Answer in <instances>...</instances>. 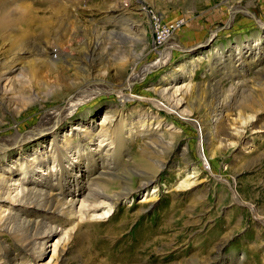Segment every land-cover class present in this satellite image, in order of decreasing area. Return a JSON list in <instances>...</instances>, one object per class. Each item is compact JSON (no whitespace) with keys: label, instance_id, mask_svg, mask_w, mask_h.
Instances as JSON below:
<instances>
[{"label":"rangeland","instance_id":"rangeland-1","mask_svg":"<svg viewBox=\"0 0 264 264\" xmlns=\"http://www.w3.org/2000/svg\"><path fill=\"white\" fill-rule=\"evenodd\" d=\"M12 1L0 0V8L12 12ZM45 1H19L33 11L21 30L6 25V15L0 16L5 25L0 31V64L6 57L16 64L2 78L5 70L0 65V142L18 134L27 138L2 153L1 160L19 171L12 178H26L31 181L27 185L45 190L54 183L64 190L76 182L71 173H81L78 155L92 177L102 160L90 153L106 109L115 110L112 124H118V131L113 134L112 128L109 134L136 138L124 139L114 171L120 179L109 188L117 191L127 180L133 190L114 205L108 221H77L72 212L49 213L50 223L71 229L58 264H83L88 254L107 264H264V58L250 53L240 59L243 64H236L238 60L220 61L214 55L220 50L233 57L238 46L247 50L257 37L264 47V0H142L140 10L131 9L138 27L128 37L113 23L103 28L112 0ZM125 1L134 6V0ZM58 3L59 12H52ZM232 8H237L233 15ZM165 42L174 46L169 57L145 71L160 57L157 49ZM45 45L53 47L52 53L39 54L38 48ZM93 47L100 58L91 62L88 53ZM43 57L54 61L53 69L37 63ZM130 74L137 78L123 89L131 96L125 105L118 104L112 89L83 97L70 115L47 118L51 127L45 124V130L34 135L44 112L63 107L83 82L97 80L90 89L98 91L124 85ZM161 86L170 88L169 93L176 87L185 91L176 110L156 91ZM79 92L80 98L83 90ZM221 98L233 107L220 115L213 107ZM151 116L155 119L150 123ZM246 116L254 120L240 124ZM78 128L85 132L80 135ZM150 129L162 133L163 141L154 138L148 143L137 134ZM88 135H93L90 142ZM61 145H67L63 172L48 176V168L57 166L49 153L58 152ZM27 159L35 161L29 169ZM154 173V182L139 188L141 175ZM189 176L190 185L180 187ZM81 179L86 185L88 179ZM153 189L157 191L148 196L151 200L143 201ZM56 193L58 197L59 190ZM37 212L22 210L0 230V258L4 249L10 251L4 264H19L20 257L22 264H35L29 255H18L16 242L31 234L20 222ZM88 223L94 227H86ZM52 242L38 261H49Z\"/></svg>","mask_w":264,"mask_h":264},{"label":"bare ground","instance_id":"bare-ground-1","mask_svg":"<svg viewBox=\"0 0 264 264\" xmlns=\"http://www.w3.org/2000/svg\"><path fill=\"white\" fill-rule=\"evenodd\" d=\"M19 1L20 0L12 1L11 8H10V9H13L12 12L11 11L9 12L8 9L0 8V16L2 17L6 15L5 24L6 25L10 24L13 27H16L17 29L21 30V26L27 24V15L28 16L33 15V11L32 9L27 8L26 5L24 6L23 4H21ZM49 1L52 3V2H55L56 0H46L45 3ZM141 2L142 0H134V6H133V3L127 4V1L125 0H112L103 15L102 23H105L103 25V28L107 27L106 25L107 23L108 24L113 23L112 25H114L115 27L118 26L120 29H122L118 31L121 34V36H127L129 34L132 35L133 32H135L138 25L136 24V21L132 17L133 12L131 11V9L135 11L138 9L140 10ZM60 8H61V5L58 3L54 5V7H52L51 11L56 12L58 10L59 12ZM237 8H239V6ZM237 8H232V11H231L232 15L237 10ZM120 22L124 23L123 26H121L120 24L118 25V23ZM4 26L5 25L0 24V31L3 29ZM215 31L216 30L214 29L213 32H211L212 37L215 36L214 35ZM258 40H260L259 37L255 39V42L252 44L251 47L247 48V50L243 48H239L238 46V49L236 50L234 54L235 56L233 57H231V54L230 55L228 54L225 56V54L223 55V53L220 50L218 51L216 50L217 52L214 54L215 58H217V60L220 59V61H226V62L231 59H235V60H238L235 62L236 64H243L244 61H241L240 59L250 53L251 55H255V56L260 53V57L264 58L263 56L264 47H261V42H258ZM8 42L11 43V39H9ZM169 44L170 43L167 44L165 42V44L161 46L163 50L159 48L157 49L158 50L157 53H161L160 57L156 59V61L153 62L152 64L146 66L144 68L145 71L146 69L147 70L152 69L153 67L160 65L169 57L170 49L174 47ZM52 49L53 47L45 45L44 47L40 46L37 52L42 55L43 53H48L49 50H51V53H52ZM88 54L91 57V58L89 57V59H91V62L98 61L100 58V53L97 52V47L91 48L90 53ZM9 60L11 59H8L6 57V59L0 64L2 65V68L5 70V71H2L3 73H2L1 78L4 76L6 71H7L6 72L7 74L9 71L15 69L16 64L15 63L9 64L8 62ZM37 63H39L40 66H49V67L51 66L52 69L54 68V61H50L44 57L42 58L41 61H38ZM131 75L133 74H130V76H127L128 81L125 82L124 85H121L120 83L119 85L112 86L111 88H108V89L101 87L104 89L98 90V91L90 89V86L93 87V85L95 86V83L97 84V82H95L97 80H91L89 82L86 81L87 83L83 82L85 84H82L84 87L80 88V90H83V92L81 93V97L79 98V95H80V92H79L80 90H79L78 93H75V94L73 93V95H71L70 97L68 96V98H66V102H65V104H67L66 106H64L65 104H63V107L61 106V108H57L54 111L46 110L41 117L40 123L37 126L38 130L34 135H37L39 132L45 130V129H42L44 128L45 124L46 126L49 125L48 123L49 120H46L47 118L58 116L60 113L62 116H66L67 114L70 115V113L72 112L71 108L78 105L77 103L80 101V99H85L83 97H92L97 93H100V92L106 93L108 92V90L112 89L118 95V98L120 101L118 104L120 106L125 105L127 102L131 101V99H129L131 98V96L129 97V95L123 92V89L126 87L129 88L130 81L136 80L137 78V76L135 75L131 76ZM141 76H143V73ZM6 79L7 78L4 77V80ZM169 89L170 88L168 87L161 86L157 88L156 91L160 95L166 96V99L168 100L169 103L173 102L169 106L171 109L176 110L177 107H179L182 103V96L184 95L185 91L182 92L180 87H176L172 92L169 93L168 92ZM8 90L9 89H7L6 91ZM33 95H36V94H33ZM180 95L181 97H178ZM220 96L221 95H219V97ZM223 98H221V100L219 99L217 105L213 107V110L214 111L216 110V112H218L217 114H220V115L223 110H226L227 108L231 106L233 107V103H231V101L226 102L225 100H223ZM34 99L35 98L33 97L30 99V101ZM67 109L68 110L70 109V110L68 111ZM66 110H67V113L63 114L64 111ZM51 112H53V114ZM114 115H115L114 109L105 110L103 120L100 124L101 128L99 131L96 132V138H98L96 147L92 148V152L90 153V157H101L102 162H101L100 169L96 173H93L92 177L91 175L89 176L90 172L86 169L87 162L84 163L85 168H83V159L82 157H80V155H78V159L76 161L77 164L76 163H73V164L82 166L81 173L80 172L71 173L72 175L76 176L75 177L76 182L68 184V186H66L65 187L66 189L64 190L55 186L57 184H54V183L46 187V190H45V189L36 187L35 184L31 186L27 185L28 183H31V181L27 182L26 178L24 179L12 178L13 176L18 177L17 172L19 171L18 170L15 171L16 165H13V164L10 165L9 163L1 160L2 158L5 157V154L3 155L2 153L5 152L10 147H14V146L19 145L20 143H23V141H26L27 138L23 137V135L18 134L10 139L5 138L0 142V230L7 229V227L11 223H13L14 218H15L14 215H17L20 211L25 210V211L32 212L35 209L38 210V212L36 213V217L23 220L22 222H20L22 226H24L25 228L27 227L28 230H31L30 231L31 234L29 236L24 237L23 240L21 241L20 239L17 240L18 242H16V244L18 245V252H17L18 255H21V254L29 255L28 257H30L31 260L35 262V264H58L59 261L63 260V256L65 254L64 246L66 245L68 241V238L70 236L69 231H71V229L70 230L67 229L64 231L63 228L59 227L58 224L55 225V224L50 223L51 221L49 222L48 220L51 219L52 217H48L49 213L62 215L68 212H72V214L75 215L74 217H76L77 221H83V220H87V221H101V220L106 221L107 220L108 221L113 214L112 210L114 208V205L122 201L123 199H126L129 196V194H131L133 189L131 187V184L128 183L129 181L127 182V180H126L127 183L125 182L126 184L124 183V185H122V183L118 184L119 190L112 191L111 189H109L110 186L113 184V181H117L118 179H120V177L114 171L119 167V162L121 160V155H122V153L121 154L119 153L123 149L122 146L124 144L123 143L124 139L130 138L129 136H126V138L123 139L121 133L119 134L117 133L115 135H112V133L109 134V131H111L112 128L114 129L113 134L118 131L117 130L118 124L114 126L112 124ZM149 119L151 120V121L149 120L151 123L153 122V119L155 118L154 116H151ZM253 120H254L253 116H246L243 118V120H241L240 124L251 123ZM49 127H51V125H49L48 128ZM78 129L80 131L79 133L80 135L85 132V130H83L82 128H78ZM236 132H240V130L236 129ZM137 134L139 136H143V138L145 137L144 140H147L146 142L148 143L153 141L154 138L163 141V137H162L163 134L155 130L150 129L149 131L139 132ZM230 134L234 135L232 132H230ZM134 136H137V135H134ZM87 138H88L87 140L90 142L93 138V135H88ZM130 139L135 140L136 138L132 137ZM66 147L67 145L62 146L60 150L56 153H54L55 150L49 153V155L52 157V161L54 163L57 162L56 164L57 166H56V169H53V167L48 168L46 175L48 176H51V175L53 176L56 174L59 175L60 173L63 172L64 165H63V161L61 160V158L62 156H64L63 154L65 153ZM38 159H42V158L38 157ZM27 161H28V164H26V167H28L29 169V165L30 166L33 165L35 161L34 159H27ZM14 164H20V162L17 163L16 161L14 162ZM23 164L24 163H21L19 170L22 169ZM28 169H26L25 172H27ZM154 175L155 173L153 174V176L152 175L145 176V174L141 175L142 179L144 178V180L142 181L139 188H144V187L146 188L148 185L153 183ZM191 177L193 176L187 177V179H185L184 182H182L179 186L187 187V185H190L191 182L190 181L188 182L187 180L188 178H191ZM80 178H84L86 180L88 179L87 184L85 185L84 184L85 180L84 182H82V179L80 180ZM110 179H113L111 180L110 184L103 183V181H109ZM12 185L13 187H11ZM11 188H13V191L10 190ZM56 190H59L58 197L56 195L57 194ZM76 191L77 193L75 194ZM156 191L157 190L153 189L152 192H147L145 194V199H143V201L151 200V198L150 197L148 198V196L152 195ZM64 192L66 193L67 197L63 195ZM80 194L82 195L81 198L78 197ZM78 203H79L78 210L77 212H74L73 207ZM92 225L94 224L88 223L86 224V227H90ZM53 235H56L58 237H56L55 241L52 242L51 237ZM49 242H52L50 243V246L52 247V255L49 261L47 263L38 261V259H40V257L46 251L47 247H49L48 246ZM151 245L153 246V244ZM94 248L96 247L94 246ZM8 254H10V251L8 249H4L2 257L0 258V264H4L5 260L8 259ZM15 259L16 258H14L13 260ZM21 259H22L21 257L18 259L20 260L18 261L19 264H22ZM82 261H83V264H107L106 261L97 262V260L94 257H91L89 254ZM14 263L16 262H13L12 264Z\"/></svg>","mask_w":264,"mask_h":264}]
</instances>
